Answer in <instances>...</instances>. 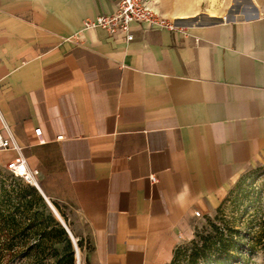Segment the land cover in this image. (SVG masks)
I'll return each mask as SVG.
<instances>
[{
	"label": "crops",
	"instance_id": "1",
	"mask_svg": "<svg viewBox=\"0 0 264 264\" xmlns=\"http://www.w3.org/2000/svg\"><path fill=\"white\" fill-rule=\"evenodd\" d=\"M152 1L179 30L126 42L83 28L115 0H0V116L81 264H170L264 160V0Z\"/></svg>",
	"mask_w": 264,
	"mask_h": 264
},
{
	"label": "trees",
	"instance_id": "2",
	"mask_svg": "<svg viewBox=\"0 0 264 264\" xmlns=\"http://www.w3.org/2000/svg\"><path fill=\"white\" fill-rule=\"evenodd\" d=\"M0 189L4 190L1 186ZM3 193L5 197L0 204H7L12 213L5 216L0 211V233L5 235L0 239V264H74L72 245L52 214L48 217L49 221H36L37 213L28 221L16 218V213L22 215L25 212L20 211L22 207L30 211L37 201L43 200L36 189L18 190L14 197H10L7 191ZM27 193L32 196L29 200L26 199ZM208 226L209 231L198 236V240L191 243L190 253L184 255L188 264H248L254 244L264 240L262 224L256 237H249V233H242L241 229L227 223L221 227L210 222ZM55 233L64 237L66 247L62 253L56 248ZM31 234L38 235L39 239H27L26 236ZM243 240H247V244L242 243ZM181 255L177 249L170 264H179Z\"/></svg>",
	"mask_w": 264,
	"mask_h": 264
},
{
	"label": "rangeland",
	"instance_id": "3",
	"mask_svg": "<svg viewBox=\"0 0 264 264\" xmlns=\"http://www.w3.org/2000/svg\"><path fill=\"white\" fill-rule=\"evenodd\" d=\"M149 2L151 3L153 1L149 0ZM0 186L4 189H0V201L5 197L3 191H7L10 197H14L16 191L27 190L29 187H33L23 180L11 179L8 173L2 168H0ZM31 198L32 196L27 193L26 199L29 200ZM51 204L66 224L67 229L70 230L71 234L76 238V245L80 252L82 263L81 253L84 246L83 242L74 235L63 211L53 203ZM6 205L7 204H0V211H3L5 216L12 213L11 208H8ZM23 210L25 212H22V215L16 213V218L22 221H28V219L34 218V213L38 214L36 221H49L48 217L52 214L43 200L37 201L30 211H26L25 207H22L20 211ZM54 219L56 220V218ZM0 221H2L1 217ZM210 222L221 227L227 223L231 227L241 229L243 231L242 233H249V237H256L258 235L259 226L261 224L264 226V160L255 162L230 185L219 206L211 215L207 216L202 221L189 222L188 227L182 232L177 246L178 251L182 254L179 264H188L187 258L184 255L187 256L190 253L192 247L191 243L197 241L198 236L209 231L208 225ZM4 237L5 235L0 233V239ZM26 237L31 241L39 239L38 235L32 234ZM66 238H68L67 235ZM55 239L57 240L56 248L62 253L66 247L64 237L55 233ZM242 243L247 244V240H243ZM254 245L253 253L249 254L248 264H264V240L259 243L256 241ZM72 249L74 252V264H76V249L73 245Z\"/></svg>",
	"mask_w": 264,
	"mask_h": 264
},
{
	"label": "built area",
	"instance_id": "4",
	"mask_svg": "<svg viewBox=\"0 0 264 264\" xmlns=\"http://www.w3.org/2000/svg\"><path fill=\"white\" fill-rule=\"evenodd\" d=\"M115 8L112 13L107 15L97 16L94 19L86 20L83 23L84 29L102 28L106 31L110 39L121 37L124 41L130 42L133 40L131 33L132 27H141L144 30H168L175 32L178 27L167 19L157 14L151 7L149 0H115ZM3 129L6 132V137L0 135V150H13L17 153V157L6 166V172L9 177L14 180H23L29 185L37 186L35 176L36 170L29 171L25 166L24 158L21 154V148L13 138L9 128L2 121ZM33 135L37 139V144L42 145L45 141L41 138V129L37 128L33 131ZM62 137H57L56 140H61ZM21 169L23 171H21ZM148 180L151 185L157 183V178L150 175ZM195 217H200L199 213H194ZM76 264H81L80 252L77 255L75 251ZM80 261V262H79Z\"/></svg>",
	"mask_w": 264,
	"mask_h": 264
},
{
	"label": "water",
	"instance_id": "5",
	"mask_svg": "<svg viewBox=\"0 0 264 264\" xmlns=\"http://www.w3.org/2000/svg\"><path fill=\"white\" fill-rule=\"evenodd\" d=\"M35 188L37 189V186H35ZM43 199H44L45 203L47 204L48 208L51 210L53 217L56 218L57 222L64 229L66 235L68 236V239L70 240V242L72 243V245L76 249V241H73L72 235H71L70 231L67 229L66 224L64 223V221L62 219H60L61 217L59 216V214L57 213L55 208L52 206L50 201L48 199H46L45 197H43Z\"/></svg>",
	"mask_w": 264,
	"mask_h": 264
},
{
	"label": "bare ground",
	"instance_id": "6",
	"mask_svg": "<svg viewBox=\"0 0 264 264\" xmlns=\"http://www.w3.org/2000/svg\"><path fill=\"white\" fill-rule=\"evenodd\" d=\"M56 212V211H55ZM61 219V218H60ZM73 241H76L73 237H72ZM76 252H77V255H79V250L77 248V245H76ZM80 262V261H79ZM80 264V263H79Z\"/></svg>",
	"mask_w": 264,
	"mask_h": 264
},
{
	"label": "snow or ice",
	"instance_id": "7",
	"mask_svg": "<svg viewBox=\"0 0 264 264\" xmlns=\"http://www.w3.org/2000/svg\"><path fill=\"white\" fill-rule=\"evenodd\" d=\"M21 171H23V170L21 169Z\"/></svg>",
	"mask_w": 264,
	"mask_h": 264
}]
</instances>
